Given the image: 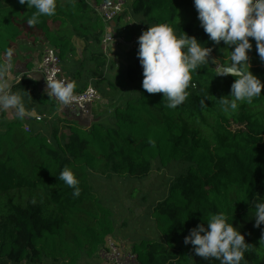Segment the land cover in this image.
Instances as JSON below:
<instances>
[{
  "label": "trees",
  "instance_id": "1",
  "mask_svg": "<svg viewBox=\"0 0 264 264\" xmlns=\"http://www.w3.org/2000/svg\"><path fill=\"white\" fill-rule=\"evenodd\" d=\"M100 1L56 0L55 15L29 26L34 9L18 0H0V65L24 43L54 47L62 63L70 55L87 52L93 63L84 68L87 76L97 83L105 80L111 89L107 93L121 99L123 90L103 75L109 63L98 49L104 24L92 6ZM130 3L131 12L147 24L167 23L175 34L195 37L211 47V54L217 50L199 21L181 19L183 10L197 17L193 0ZM249 39L252 59L245 68L264 83V61ZM137 49L127 50L123 69L135 93L130 90L124 102L114 105L110 124L92 122L83 128L52 116L58 104L40 92L26 72L8 84L11 92L25 99L27 110L51 117L42 123L47 125L45 133L42 127L27 128L19 118L3 121L6 111L0 112V264H42L44 259L76 264L82 256L92 257L113 235L114 221L111 210L91 190L89 173L140 178L149 173L153 160L161 166L184 162L187 171L154 206L162 239H140L130 245L137 264H219L196 256L192 245L183 242L191 228L217 212L225 214L249 244L241 264H264L260 242L264 225L254 227V217L250 218L251 202L264 201V88L251 103H239L237 111L225 113L218 98L228 95L235 78L215 76L214 66L202 65L191 74L186 100L167 108L162 93L142 88ZM205 96L211 99L205 98L202 108ZM65 167L79 180L78 197L57 180Z\"/></svg>",
  "mask_w": 264,
  "mask_h": 264
},
{
  "label": "clouds",
  "instance_id": "2",
  "mask_svg": "<svg viewBox=\"0 0 264 264\" xmlns=\"http://www.w3.org/2000/svg\"><path fill=\"white\" fill-rule=\"evenodd\" d=\"M27 9H34L27 19L29 26L41 22V17L56 14V0H18ZM200 26L208 40L219 45L221 42L230 52L227 63L216 65L215 76H233L228 95L218 98L221 111L235 112L239 103H251L261 95L264 83L254 76L249 68L248 51L252 48L249 38L256 43L257 54L264 61V0H193ZM137 57L142 67V88L147 93H162L167 108L181 105L188 95L186 89L192 80V73L202 65L210 63L212 48L205 46L195 37L175 35L167 23L150 24L137 37ZM234 46V47H233ZM223 49V48H222ZM11 57H9L10 59ZM7 65H0V76L7 73ZM27 76H31L29 73ZM33 79L37 77L33 76ZM74 83L46 78L44 92L54 98L61 106L73 102ZM27 93V92H26ZM205 98L200 105L206 106ZM12 110L17 118L26 115L21 94L11 92L7 83L0 84V112ZM57 180L73 189V197L80 195L79 180L67 167L61 170ZM254 209V227L264 225V201L251 202ZM204 222L191 228L184 237V244H191L194 254L205 260L219 261V264H241L249 244L244 235L228 222L225 214L217 212ZM206 222V223H205ZM260 242L264 243V228H261ZM113 236V235H112Z\"/></svg>",
  "mask_w": 264,
  "mask_h": 264
},
{
  "label": "rangeland",
  "instance_id": "3",
  "mask_svg": "<svg viewBox=\"0 0 264 264\" xmlns=\"http://www.w3.org/2000/svg\"><path fill=\"white\" fill-rule=\"evenodd\" d=\"M124 9H127V12L140 17L141 19L137 22L144 26H136L138 33H142L150 25L147 24L144 17L138 14L131 12V3L130 0H125ZM181 19L184 21H191L197 23L198 18L192 16L188 11L183 10L181 12ZM129 24V23H128ZM133 27L135 23H132ZM127 25V23L125 24ZM139 27H143V30L140 31ZM132 30V29H131ZM134 36V31H132ZM178 38L179 35L175 34ZM129 48H132L134 44H130L128 40L125 44ZM23 44L19 45L16 51L15 56L11 57L7 65V73L0 76V81H3L7 78V75L14 77L16 74H22L26 70L31 68V62L25 61V55L21 54ZM138 47V46H137ZM225 45L221 42L217 50L213 52L209 59L210 66H216L220 63H225L228 61L229 56L226 54L231 49L224 48ZM223 48V49H222ZM127 49V50H128ZM40 50V48L38 49ZM126 50V52H127ZM108 48L106 50V53ZM125 52V53H126ZM20 54V55H19ZM38 57L40 54H37ZM248 63L251 66L250 60L252 59L251 53L248 52ZM212 60H215L214 63H211ZM126 65V61L123 60V65L119 66L116 64L114 66L113 72H109V75L106 77L107 80H112L119 86L120 90H123V95L121 94V99H117L116 95L113 97L107 92H111V89L105 91L104 93L109 97L107 103L103 106V111L109 113L112 109V106L115 102L122 103L125 98L128 97L130 92H134L133 88L131 89V84L125 78L123 74V69ZM216 68V67H215ZM87 74V71L85 72ZM111 75V77H110ZM115 78H113V76ZM86 83H91L92 85H104V82L97 83L96 78L87 76ZM94 85V86H95ZM109 88V87H108ZM97 89V86H96ZM132 90V91H130ZM100 93V91H99ZM135 93V92H134ZM116 98V100H113ZM25 100V99H23ZM104 101V100H103ZM102 101V102H103ZM27 103V102H26ZM26 110V109H25ZM15 115L14 112H11ZM10 114V117L11 116ZM43 117L44 115L36 111L29 112ZM29 115V114H27ZM8 116H5L4 120H7ZM21 119V118H20ZM19 119V120H20ZM27 125V120H30V116H26L21 119ZM35 122V121H34ZM38 123V124H37ZM29 128L31 126L27 125ZM38 130L39 126L43 128V132H47V125H42L41 121H37L34 125ZM42 132V131H41ZM43 134V133H41ZM187 171V164L184 162L170 161L168 164L161 166L157 160L152 161V167L149 173L143 177H120L116 175H101L94 172H90L88 176V181L91 187V190L94 194L100 198V200L111 210L114 221V238L120 239L125 243L131 245L134 241H139L140 239H150L158 238L162 239V234L159 229L156 227V217L153 213L154 206L161 200H163L170 192V187L177 180V177L181 174H185ZM43 203V201H42ZM42 264H61L60 262H55L50 259H44ZM76 264H101L100 259L98 258L97 253L92 257L87 258L82 256Z\"/></svg>",
  "mask_w": 264,
  "mask_h": 264
},
{
  "label": "crops",
  "instance_id": "4",
  "mask_svg": "<svg viewBox=\"0 0 264 264\" xmlns=\"http://www.w3.org/2000/svg\"><path fill=\"white\" fill-rule=\"evenodd\" d=\"M141 18L135 15H132L130 13L127 12V9H123L122 12L117 16L116 19H114L113 21L109 22L106 27L108 28V30L110 32H112L115 35H121L122 31L121 28L125 25L126 23H135L134 27L133 24L131 27L128 28L129 32L127 35H124V41L122 42H114L108 45V51L107 53H105L106 57L108 58V64L105 67L104 71H103V75L106 78L109 75V72H113L114 66L116 64H118L119 66L123 65V60L126 61V50L128 49V46H126L125 44H127V41L130 39L129 35L133 38H136L141 34L138 33L136 26H144L139 24L137 21L140 20ZM132 29V30H131ZM134 31V34H137L136 36L132 35ZM131 43V41H130ZM78 47H80V44L78 43ZM24 48V49H23ZM40 48V50H38ZM23 50H21V54L23 53V55H25V61L27 62H31V68L29 70H26L25 72L27 73V75L29 73H31V76H28L29 78H32L33 76L37 77V79H34L37 82V89L41 92H44L45 89V84L43 81V77L42 74L40 73V71L38 70V65L40 63V59H41V55H42V51L44 49V46L40 47L38 46V44L35 45H31L30 43H24ZM97 49V47H96ZM99 50L102 51L101 46L98 48ZM37 54H40V56L38 57ZM20 55V54H19ZM79 58L80 60H82V64H79ZM61 63V68L63 71V74L69 79V81L72 83H74L75 87L74 90L78 91L83 89L87 83V74L85 73L86 71L84 70V68L86 70H88L89 68H92V64L90 63L89 60V55L87 54V52H82L81 53H77L74 56L70 55V60L66 61V63ZM113 76V75H112ZM111 77V75H110ZM92 78V77H90ZM113 78H115L113 76ZM33 79V78H32ZM14 81V77H10L9 75H7V78L4 79L3 81H0V84L3 83H7L10 84L11 82ZM112 81V80H110ZM102 82H106L105 80ZM89 84V83H88ZM101 84V83H100ZM98 85L97 86V91L100 95V99L98 102H96L91 109V112L89 115H84L81 114L79 112H74V111H67V110H63L60 109L58 106V110L54 111L52 114V116H62L65 117L69 120H72L74 122H76L78 125L82 126L83 128H89L92 124V122H102L104 124H110L111 123V117H112V113H113V107L115 104H117V102L114 103V105L112 106V109L110 110L109 113H105L103 111V106L105 105V102L107 103V99H109V97L104 93L105 91L109 90L108 85L105 83L104 85ZM94 86V85H93ZM95 87V86H94ZM96 88V87H95ZM111 96H115V95H111ZM116 98H119V94L116 95ZM116 98H114L113 100H116ZM104 100V101H103ZM103 101V102H102ZM26 109V108H25ZM35 110H32V112H34ZM11 112H13L12 110H7L5 112V116H8L7 120H13V119H18L16 117V115H13ZM31 111L26 109V116H30V120H27V125L31 126L30 129L33 130H37L35 128V124L36 121L34 122V120H32V117H34L36 114L29 113ZM11 116L10 117V114ZM29 114V115H27ZM51 117V116H50ZM20 119V118H19ZM20 121L23 122V120L20 119ZM24 123V122H23ZM38 124V123H37ZM40 128V126H39ZM114 236V235H113Z\"/></svg>",
  "mask_w": 264,
  "mask_h": 264
},
{
  "label": "built area",
  "instance_id": "5",
  "mask_svg": "<svg viewBox=\"0 0 264 264\" xmlns=\"http://www.w3.org/2000/svg\"><path fill=\"white\" fill-rule=\"evenodd\" d=\"M124 3L125 0H102L98 3H92L95 12L99 15L104 24V30L100 41V46L104 54L106 53L109 44L124 41L123 36L128 34V28L132 26V24L129 23L127 26L122 27V33L119 36L110 32L106 27L109 22L116 19L122 12L124 9ZM139 30L142 31L143 27H139ZM129 38V41L134 44L132 47L138 46L136 38L131 39L132 37L130 35ZM38 70L42 74L45 86L46 78L49 77L70 82L63 74L58 52L52 46H44ZM20 77L21 74H16L14 76V81L20 80ZM74 96L76 99L66 106H61L58 101L52 97L51 98L58 104L60 109L79 112L84 115H89L92 106L100 99L98 91L91 83L87 84L81 90H74ZM49 119L50 116L46 115L43 117L40 115L32 117V120L36 122L41 121V123L44 124H46ZM24 125L29 128L25 123ZM97 255L101 264H137V255L134 251H132L131 246L120 239L114 238L112 235L105 238L104 244L99 248Z\"/></svg>",
  "mask_w": 264,
  "mask_h": 264
}]
</instances>
